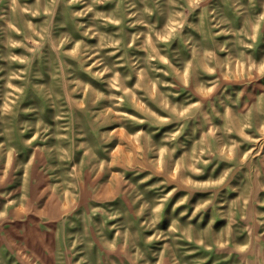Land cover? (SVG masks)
<instances>
[{
	"label": "rangeland",
	"instance_id": "rangeland-1",
	"mask_svg": "<svg viewBox=\"0 0 264 264\" xmlns=\"http://www.w3.org/2000/svg\"><path fill=\"white\" fill-rule=\"evenodd\" d=\"M0 264H264V0H0Z\"/></svg>",
	"mask_w": 264,
	"mask_h": 264
}]
</instances>
